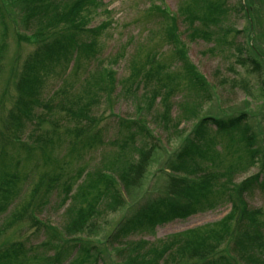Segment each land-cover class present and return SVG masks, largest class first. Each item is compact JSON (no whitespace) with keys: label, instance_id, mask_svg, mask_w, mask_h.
Returning <instances> with one entry per match:
<instances>
[{"label":"trees","instance_id":"16d2710c","mask_svg":"<svg viewBox=\"0 0 264 264\" xmlns=\"http://www.w3.org/2000/svg\"><path fill=\"white\" fill-rule=\"evenodd\" d=\"M97 1L0 0L1 39L4 40L8 29L13 26L12 32L17 43L33 39L31 43L36 46V50L21 65L16 56L9 69L10 78L17 76L13 83L16 96L13 98L12 109L8 110L4 119H0L5 130L0 131V153L5 154L3 150L10 144L27 148L24 143L19 146L18 137V133L25 129V122L31 127L36 126L34 131L39 129L41 121L34 122L39 119L34 109L37 106L47 108L41 105L38 98L44 80L54 74L64 77L73 72L78 67L75 62L78 56L85 49L94 50L100 29H86L85 26L89 22V9L96 8ZM227 1L185 0L175 14H166L158 7H152V11L167 18L163 19L159 33L168 47H174L172 54L179 62L180 71L171 76L167 72L161 75L166 68L157 62L158 56H154L144 65L135 66L130 78L137 80L140 77L145 83L157 81L164 92L158 98L164 112L170 110L168 99L182 83H185V90L193 100L190 106L185 107L192 116L198 117L200 114L196 109L200 99H210L208 83L179 47V30L180 27H185L182 33L186 32L184 35L191 41L201 38L206 42H218L211 31L213 27H219L227 13L232 10L231 6H227ZM250 2L247 0V6L243 9L248 17L249 29L255 32V27L263 21L264 0H259L258 7H253L258 2L252 6ZM18 24L23 31L17 29ZM89 34L92 39L87 38ZM255 35L256 38H252L249 46L255 57L263 59L264 52L257 49L261 34L255 32ZM85 38L87 39L84 40ZM221 42L226 43L224 36ZM4 49L5 42L0 44V50ZM246 62L255 64L254 69H258V62L255 60H238L241 65ZM69 64L71 68L67 71ZM145 65L149 66L147 70L144 69ZM102 76L104 77L98 82H86V88H82L80 94L75 93L67 100L69 106L61 108V111H65L77 123L78 127L69 133L80 144V137L94 128L95 119L90 116V107L97 105L100 92L106 90L105 80L113 82L110 71L102 70ZM159 76H163L162 79ZM262 84L260 93L264 98V83ZM137 88L138 85H135L134 90ZM63 89L57 95H68ZM154 95L159 93L154 91ZM156 98L153 96V100L148 102V109L154 106ZM72 107L75 109L71 110ZM178 125L177 122L174 127L177 129ZM120 126L118 134L122 143L118 145L119 154L114 162L103 163L92 173L79 169L69 179L70 183H61L62 188L58 187L61 175H43L31 190L29 201H24L21 205H16L13 201L17 194V185L22 179L18 177L17 171L9 173V167L3 170L4 164L0 161V171L3 172L0 173V216L8 209H13L0 229V234L13 227L21 228V224L25 222L26 228L35 227L37 233L45 234V240L37 247L30 244L26 248L24 241L11 242L12 236L6 238L0 243V264H25L26 253L35 248L39 249L40 245L48 246L55 253L53 256L41 257L44 264H264V222L261 221L264 220V214L259 209H247L245 200L254 190L264 193V146H256L258 139L251 135V129L247 126V113L200 117L192 131L182 140L177 152L164 157L162 169L166 172L162 175L166 186L163 191L148 188L140 193L149 164L152 163L156 151L161 153L162 150L157 146L153 132L141 121H123ZM123 127L125 128L122 131ZM44 136L46 135H41L34 144H40L41 148L47 144L49 150H52V139ZM219 139L226 140L225 149L233 150L232 154L236 155L234 163H242L243 172L259 166L258 171L239 185H235L231 176L222 173L223 171H208L194 176L195 171L200 169L199 163L208 152H213L218 157L216 147L223 150ZM50 157L47 158L50 160ZM14 165L17 167L19 164L16 162ZM231 167L236 172L235 167ZM73 180L75 182L72 183ZM79 180L81 182L77 184ZM153 190L156 196L147 195ZM52 191L64 194L60 206L65 207L63 212L70 222L62 229L39 222L35 213L36 208L47 206L45 197ZM121 191L133 202L129 199L126 203ZM143 198H146V203L140 204ZM119 205L128 206V214L99 243L102 249L90 245V241H83L84 237L95 233V220L106 213H115ZM224 205L230 206L229 212L217 223L183 231L172 235L160 245H149L145 249V241L136 244L130 242L127 247L130 244L133 246V254L125 256L122 261L113 260L112 254H109L113 250L118 255L120 251L117 252L116 248L127 244L129 238L137 232L153 230L157 226L214 211ZM104 246H107V252H104ZM108 246L111 248L108 249Z\"/></svg>","mask_w":264,"mask_h":264},{"label":"rangeland","instance_id":"374dc122","mask_svg":"<svg viewBox=\"0 0 264 264\" xmlns=\"http://www.w3.org/2000/svg\"><path fill=\"white\" fill-rule=\"evenodd\" d=\"M184 1L98 0V6L89 9V22L85 28L100 29L96 36L94 50L85 49L78 56L75 61L78 63V67L74 68L73 72L64 77L54 74L44 80L38 98L41 105H45L47 108L37 106L34 109L35 115L39 116V119L34 122L41 121L39 129L34 131L36 126L31 127L25 122V129L23 128L18 133L19 146L24 143L27 150L18 148L16 144H10L3 150L6 152L5 154L0 153V161L4 164L2 169L6 170L9 167V173L17 171L18 177L22 179L16 188L17 194L13 201L16 205L29 201L31 190L43 175L46 177L61 175L58 185L61 187L63 182L70 183L69 179L79 169L84 170L85 173H92L103 163L114 162L119 154L118 145L122 143L118 130H121L120 122L123 121L144 123L153 132L157 146L162 148L161 153L159 150L156 151L152 163L146 170L140 193L148 188L163 191L166 186L165 178L162 175L165 173L162 169L164 157L177 152L182 140L192 131L199 118L204 115L224 117L238 115L242 112L247 113V126L251 129V135L258 139L256 146H264L262 142L264 140V98L260 93V89L263 88L262 83H264V54L262 55L263 59L255 57L249 46L252 38L257 36L255 32L259 33L261 36L258 37L257 49L259 52H264V17H262L261 24L255 27V32H252L249 29L248 17L243 9L247 6V0L227 1V6L229 8L231 6L232 10L227 13L220 26L213 27L211 31L212 36L218 42L214 40L206 42L201 38L191 41L184 35L186 32L182 33L185 27H180L181 46L179 47L184 50L188 61L194 65L209 85L210 99H200V104L196 107L200 113L198 117H194L186 111L185 107L190 106L193 100L185 90V83H182L168 99L171 108L168 112H164L162 104L158 101L159 96L161 97L164 93L161 85L155 80L145 83L140 77L137 80L130 78L135 66L144 65L149 62L148 59L154 56H158L157 62L166 68L161 72V75L163 72H167L171 76L180 71L179 62L172 54L174 47H168L163 42V36L161 37L159 33L163 19L167 18L151 9L158 7L166 14L168 12L175 14ZM250 1L251 6L257 2L253 7L259 6V0ZM17 29L23 31L20 24L17 25ZM12 30L13 26H10L4 40L0 37V44L5 42V49L0 50V55H2L0 56V119H4L8 110L12 109L13 98L16 96L13 83L17 80V76L14 79L9 77L13 59L18 56L21 65L36 50V46L31 43L33 39L29 42L17 43ZM222 36L226 43L221 42ZM87 38L92 39V36L89 34ZM248 58L258 62L257 70L254 69L255 64L246 62L245 65H241L238 63V60ZM148 67L145 65L144 69L147 70ZM70 68L71 64L67 71ZM102 70L110 71L113 74V82L105 80L106 90L100 92L97 105L90 107V116L95 119L94 128L80 137V144L69 133L78 127L77 123L72 121L65 111H61V108L69 106L67 100L75 93L80 94L82 88H86V82L95 83L102 80L104 77ZM159 77L162 79L163 76ZM135 85H138L136 91L134 90ZM62 89L68 95H57ZM154 91L159 95H154ZM153 96L157 97L156 102L151 109H148V102L153 100ZM72 108L71 110L75 109V107ZM177 122L179 125L176 129L174 125ZM0 131L5 132L1 122ZM95 132L97 135H93ZM43 134L47 139H52V150H49L47 144L43 148L40 147V144H34V141ZM218 142H222L223 150L216 147V152L219 153L218 157L213 152H208L204 160L199 163L200 169L195 171L194 176L208 171H223L222 173L231 176L235 185H239L258 171L259 166L251 167L243 172L242 163L235 165L236 155L232 154L233 150L225 149L226 140L219 139ZM49 156H51L50 160L47 158ZM16 162L19 164L17 167L14 165ZM231 166L235 167L236 172ZM0 173L3 172L0 171ZM80 182L79 180L77 184ZM77 184L74 186L75 189H77ZM63 195L61 192L52 191L45 197L47 206L35 209L39 222L49 223L56 229L57 227L62 229L70 222L63 212L65 207L61 208L60 206ZM121 195L124 196L126 203L129 202V199L132 201L125 192L121 191ZM147 195L154 197L157 194L153 190ZM245 200L247 209H259L264 214V193L254 190L245 197ZM35 201L39 202L38 199ZM145 201L146 198H143L140 204H145ZM127 207L119 205L115 213H106L102 215V218L95 220V233L84 237L83 241H90V245L102 249V245L99 243L128 214ZM229 209V205H224L214 211L157 226L153 230L137 232L130 237L127 244L116 248L117 252L120 251L118 255H115L113 250L109 254H112L113 260L122 261L125 256L133 254V246L130 244L127 247L130 242L136 244L145 241L147 244L144 249L149 245H160L172 235L206 224L217 223L229 212ZM12 210L8 209L4 215L0 216V229ZM261 221L264 222L263 219ZM25 223L21 224V228L13 227L0 234V243L11 236V242L24 241L26 248L30 244L37 247L38 244L43 243L44 232L37 233L35 227L26 228ZM20 229L21 231H19ZM21 232L22 235H20ZM110 248L111 246H108V249ZM103 249L104 252H107V246H104ZM54 254L48 246L40 245L39 249L35 248L26 253L25 264H44L41 257L46 258V256ZM96 264L101 263L97 262Z\"/></svg>","mask_w":264,"mask_h":264}]
</instances>
